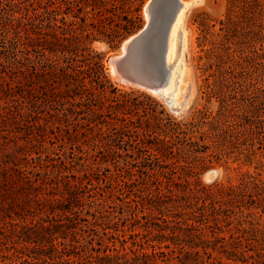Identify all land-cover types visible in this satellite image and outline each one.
<instances>
[{
    "label": "trees",
    "instance_id": "1",
    "mask_svg": "<svg viewBox=\"0 0 264 264\" xmlns=\"http://www.w3.org/2000/svg\"><path fill=\"white\" fill-rule=\"evenodd\" d=\"M5 1L13 10L0 23V264H264V163L238 185L188 179L199 175L194 160L207 140L238 148L248 137L242 122L202 110L178 121L149 94L119 88L93 49L138 32L142 4ZM229 2L224 24L236 28L264 10V0ZM41 100L57 102L58 158L45 145L48 120L33 125L32 110L17 105ZM244 155L252 162L255 153ZM112 178V203L96 207L88 186Z\"/></svg>",
    "mask_w": 264,
    "mask_h": 264
},
{
    "label": "rangeland",
    "instance_id": "2",
    "mask_svg": "<svg viewBox=\"0 0 264 264\" xmlns=\"http://www.w3.org/2000/svg\"><path fill=\"white\" fill-rule=\"evenodd\" d=\"M29 1L34 2L35 0ZM129 1L134 0H119L115 4L122 7ZM149 1L136 0L137 4H142V28L149 21L147 11ZM200 1H196L189 8L186 19V29H189L188 31L191 33L184 59L185 67H188L189 74L187 76L190 77L194 97H192L189 109L182 115L172 112L161 98L138 87H127L110 73L109 60L123 53L121 45L135 33L124 38L115 45V48H112L109 43L99 40L94 42L93 49L105 56L104 64L107 73L119 88L128 91L135 89L149 94L178 121L184 120L187 122L198 110H202L214 116L224 114L228 119L234 118L242 122L243 127H241V130L248 137L240 139L238 148H226V146L220 144L212 145V141L207 140L206 144L210 146V149L205 155H200L194 160V168H196L195 171L199 175L188 178L191 183L198 178L205 186L214 182L226 186L238 185L244 174H256L257 166L261 162L264 163V10L256 9L255 13L242 16L240 26L236 28L224 24L228 22L229 18L228 13L231 8L229 0ZM12 10L13 8L5 0H0V23L12 14ZM236 15L234 17L237 19ZM116 22L118 25L120 23L121 25L125 24L119 20ZM5 37L6 33L0 27V50L4 46ZM178 40V45L176 43L178 51L176 58L171 59V63L175 62V65L178 64L179 51L183 46V37L181 36ZM175 41L178 42L176 39ZM17 105L32 110L30 123L33 125H35L36 116L48 120L43 122L47 124V130L50 133L45 145L49 150V154L53 158H58L57 154H61L62 143L57 140V102L41 100L32 105L26 101L22 104L19 102ZM232 129L234 130V126ZM67 150L70 152V147H67ZM242 152L247 155L254 152L255 155L251 156L252 162H248ZM68 155V162L82 171L84 167L79 164L83 163V160L74 157L70 153ZM63 158L65 157L63 156ZM213 171H218L216 177L212 176ZM207 174H210L211 178ZM118 181L119 179L112 178L108 182H100L99 184L95 182L94 186H88L89 194L94 197L92 201L96 202V207H99L98 204L105 198L112 203L111 200L116 195L115 186ZM130 190H133V188ZM110 196L113 197L110 198ZM121 198L125 202H130L133 195L129 193L121 196ZM107 209L114 215L121 211L120 208L115 206H110ZM125 209L127 212H131V204H127ZM114 222H117V220L115 219ZM208 234L210 235V233ZM223 235L229 237L228 233ZM215 255L217 256V253Z\"/></svg>",
    "mask_w": 264,
    "mask_h": 264
},
{
    "label": "water",
    "instance_id": "3",
    "mask_svg": "<svg viewBox=\"0 0 264 264\" xmlns=\"http://www.w3.org/2000/svg\"><path fill=\"white\" fill-rule=\"evenodd\" d=\"M179 0H150L149 22L137 33L130 36L122 45L124 53L109 60L118 73L132 87H138L161 98L169 109L179 115L190 107L187 102L174 106L163 95L170 79V65L167 61L169 35L175 20L174 5ZM218 171H213L216 177Z\"/></svg>",
    "mask_w": 264,
    "mask_h": 264
},
{
    "label": "bare ground",
    "instance_id": "4",
    "mask_svg": "<svg viewBox=\"0 0 264 264\" xmlns=\"http://www.w3.org/2000/svg\"><path fill=\"white\" fill-rule=\"evenodd\" d=\"M198 0H193V1H184V0H179L173 7L175 11V20L174 23L171 27L170 35H169V48H168V53H167V61L168 64L171 65V71H170V79L168 84L165 86L163 95L168 97L170 99V102L178 107L182 106L183 103L187 102L188 105L192 101V97H194V90L192 87V83L190 82L187 74L188 73V67H185V53L187 50V46L190 41V33L186 29V19H187V13L189 11V8ZM202 1V0H201ZM200 1V2H201ZM149 6V4H148ZM147 9V8H146ZM148 11V9H147ZM149 14V13H148ZM150 19V17H149ZM149 22V21H148ZM183 37V46H181V49L179 51V59H178V64L175 65L174 63H171V59L176 58V53L177 47L176 43L178 45L179 43V38ZM175 39L178 41L176 42ZM123 53H124V48H123ZM122 53V54H123ZM121 54V55H122ZM119 55V56H121ZM175 57H173V56ZM114 58V57H112ZM174 66V69H173ZM109 71L112 74V76L115 79L120 80V82H126V80L123 78L121 74L118 73L117 69L115 66L109 62L108 64ZM126 85V84H124ZM127 87L130 85L127 84ZM209 178H211V175L207 174ZM213 176V173H212ZM214 177V176H213Z\"/></svg>",
    "mask_w": 264,
    "mask_h": 264
}]
</instances>
